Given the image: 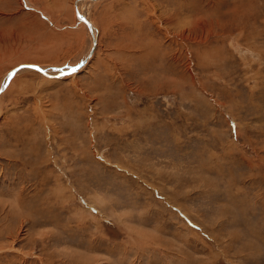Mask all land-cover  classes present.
Returning <instances> with one entry per match:
<instances>
[{"label":"rangeland","instance_id":"rangeland-1","mask_svg":"<svg viewBox=\"0 0 264 264\" xmlns=\"http://www.w3.org/2000/svg\"><path fill=\"white\" fill-rule=\"evenodd\" d=\"M75 1L0 0V264H264V0L85 2L47 77Z\"/></svg>","mask_w":264,"mask_h":264},{"label":"bare ground","instance_id":"bare-ground-1","mask_svg":"<svg viewBox=\"0 0 264 264\" xmlns=\"http://www.w3.org/2000/svg\"><path fill=\"white\" fill-rule=\"evenodd\" d=\"M96 1H99V0H77V1H75V13L77 14V16L82 21H84L83 23L85 25H83V27L87 26L88 29H89V41H90L89 42V46H90V48H89V51H88L89 53L87 54L88 56H86V58L84 57V60L82 62H80L77 66H75L76 69L73 72L69 73V74H72L75 71L79 70L81 67H83L87 63V61L91 58V56L93 55L94 40L97 41L96 31H95V28H94V26L92 24H91V26H89L88 21H90V20H89L87 14L84 11V7L86 6L85 2H96ZM91 45H93V46L91 47ZM29 66H30L31 69H35L33 66H37V65H33V66L29 65ZM29 66L28 65L27 66H20L21 68L19 70H17V72L12 77H14L16 74H18L21 70H23L25 68H29ZM39 68H41V67H39ZM35 70H37L38 72L42 73L43 75H46L47 77H52V78L63 77V76L69 75V74H64V75H61V76H56L60 72L54 71V70H50V69L46 70V69L41 68V69H35ZM12 77H10V74L6 77V80L3 83V85H5V87L7 86L6 84L9 81V79L12 78ZM2 87H4V86H2Z\"/></svg>","mask_w":264,"mask_h":264},{"label":"water","instance_id":"water-1","mask_svg":"<svg viewBox=\"0 0 264 264\" xmlns=\"http://www.w3.org/2000/svg\"><path fill=\"white\" fill-rule=\"evenodd\" d=\"M88 24H89V26H91L90 21H88ZM94 48H95V47H94ZM33 67H34L35 69H41V68H39L38 66H33ZM20 68H21L20 66L14 68V69L10 72V77H12V76L17 72V70H19ZM61 69H62V68H61ZM75 69H76L75 67H71V68H69V69H67V70H65V71H62V72L58 73L56 76H61V75H64V74H69V73L73 72Z\"/></svg>","mask_w":264,"mask_h":264}]
</instances>
